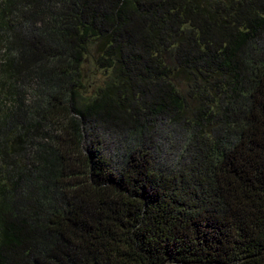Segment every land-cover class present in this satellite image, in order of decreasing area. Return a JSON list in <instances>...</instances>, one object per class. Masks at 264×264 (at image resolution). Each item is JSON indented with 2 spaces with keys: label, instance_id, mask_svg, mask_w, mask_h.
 <instances>
[{
  "label": "trees",
  "instance_id": "trees-1",
  "mask_svg": "<svg viewBox=\"0 0 264 264\" xmlns=\"http://www.w3.org/2000/svg\"><path fill=\"white\" fill-rule=\"evenodd\" d=\"M0 264H264V0H0Z\"/></svg>",
  "mask_w": 264,
  "mask_h": 264
},
{
  "label": "rangeland",
  "instance_id": "rangeland-1",
  "mask_svg": "<svg viewBox=\"0 0 264 264\" xmlns=\"http://www.w3.org/2000/svg\"><path fill=\"white\" fill-rule=\"evenodd\" d=\"M178 83H179L178 87L180 88V90L185 91L186 90V88H185L186 86H185L184 80H180Z\"/></svg>",
  "mask_w": 264,
  "mask_h": 264
}]
</instances>
